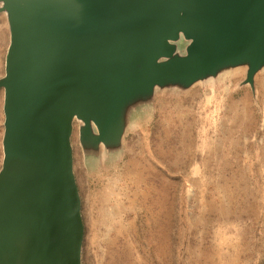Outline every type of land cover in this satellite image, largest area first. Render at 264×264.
Returning <instances> with one entry per match:
<instances>
[{"label": "water", "instance_id": "95a60500", "mask_svg": "<svg viewBox=\"0 0 264 264\" xmlns=\"http://www.w3.org/2000/svg\"><path fill=\"white\" fill-rule=\"evenodd\" d=\"M0 14V264H82L76 125L87 170L110 173L162 104L229 93L239 66L257 98L264 73V0H0Z\"/></svg>", "mask_w": 264, "mask_h": 264}, {"label": "rangeland", "instance_id": "374dc122", "mask_svg": "<svg viewBox=\"0 0 264 264\" xmlns=\"http://www.w3.org/2000/svg\"><path fill=\"white\" fill-rule=\"evenodd\" d=\"M9 45L7 20L0 14V80ZM236 73L242 76L232 77ZM245 73L225 76L233 78L225 83L229 93L197 87L185 99L162 104L154 125L129 134L123 165L110 173L93 176L87 170L75 126L82 264H264V73L255 79L257 98L241 86ZM3 106L0 90V165ZM178 117L175 138L186 135L192 148L177 145L172 159L164 132ZM129 160L133 169L123 171ZM143 180L157 188L153 214L142 210L151 202H132L142 195Z\"/></svg>", "mask_w": 264, "mask_h": 264}, {"label": "bare ground", "instance_id": "6f19581e", "mask_svg": "<svg viewBox=\"0 0 264 264\" xmlns=\"http://www.w3.org/2000/svg\"><path fill=\"white\" fill-rule=\"evenodd\" d=\"M246 70H247V68H246V66H239V67H237V68H235L234 70H232V71H229L228 73H226L225 74V76L226 75H229V74H231V73H234V72H243V71H245L246 72ZM240 76H242V73H236V74H234V75H232V77H234V78H238V77H240ZM173 117V116H172ZM177 121H179V117H178V120H173L172 121V126H173V128H169L168 130H166L164 133V138H165V143H167V144H169V145H171L172 146V151L171 152H169L168 154H167V157H170V158H172V159H174V158H176L175 157V152H177V150H178V148H177V145H179L181 148L183 147V149H184V147L187 149V150H190L191 148H192V142H191V140L190 139H188V137L186 136V135H181V136H179L178 138H175V135H174V130H175V128L177 127V125H178V123H177ZM180 122V121H179ZM186 136V137H185ZM126 157V156H125ZM124 157V158H125ZM190 161H191V158H186L185 159V166L187 165V163H190ZM132 163H134V161L133 160H129V161H127L126 162V165L124 166V168H123V171H125V169H128L130 166H131V168H132V166L133 165H131ZM188 166V165H187ZM133 169V168H132ZM143 182H144V184L146 185V186H143V189H144V187H147V188H145V190H141L142 191V195H140L139 196V194L138 195H136V198L132 201L133 202V204L134 205H138V204H147V203H149V202H151L150 203V205H144L143 207H142V210H144V211H151L150 212V214L153 212V210H154V207H150L151 205H153V206H157L159 203L157 202V199H156V194H157V188L155 187V185H154V183H150L149 181H147V180H143ZM143 199L142 201H140L139 203L137 202V200L139 201V200H141V199ZM161 202V201H160ZM159 208V207H158ZM160 211V210H159ZM165 211V210H164ZM155 213V212H154ZM153 214V213H152ZM157 214V213H156ZM149 215V214H148ZM156 216V215H155ZM159 216V215H158ZM154 218V217H153ZM152 221H153V219H152ZM151 231V230H150ZM152 235V234H151ZM152 238H153V236H152Z\"/></svg>", "mask_w": 264, "mask_h": 264}]
</instances>
